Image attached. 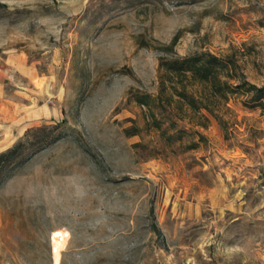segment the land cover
I'll return each instance as SVG.
<instances>
[{
	"label": "rangeland",
	"instance_id": "374dc122",
	"mask_svg": "<svg viewBox=\"0 0 264 264\" xmlns=\"http://www.w3.org/2000/svg\"><path fill=\"white\" fill-rule=\"evenodd\" d=\"M196 51L264 85V0H0V264H264V109L159 95Z\"/></svg>",
	"mask_w": 264,
	"mask_h": 264
},
{
	"label": "trees",
	"instance_id": "16d2710c",
	"mask_svg": "<svg viewBox=\"0 0 264 264\" xmlns=\"http://www.w3.org/2000/svg\"><path fill=\"white\" fill-rule=\"evenodd\" d=\"M168 45L166 50H171ZM160 92L170 103L196 113L199 124L206 125L209 115L216 118L223 130L226 122L222 110L233 96L244 97L248 108L264 109V85L249 81L239 70V64L230 56H220L210 51H196L188 55L162 56L159 65ZM146 97L150 95L146 94ZM148 104L145 97L138 98ZM206 110V112H203ZM23 142L0 152V177L5 167L19 155Z\"/></svg>",
	"mask_w": 264,
	"mask_h": 264
},
{
	"label": "bare ground",
	"instance_id": "6f19581e",
	"mask_svg": "<svg viewBox=\"0 0 264 264\" xmlns=\"http://www.w3.org/2000/svg\"><path fill=\"white\" fill-rule=\"evenodd\" d=\"M64 236L63 232L61 230H55L53 232V239L55 241L54 243V247H53V256H54V259L56 261V263L58 262L59 260V257H60V251H61V245L62 243H60V241L58 239L61 240V238ZM64 239V238H63Z\"/></svg>",
	"mask_w": 264,
	"mask_h": 264
}]
</instances>
